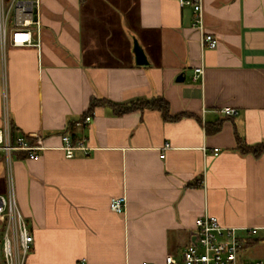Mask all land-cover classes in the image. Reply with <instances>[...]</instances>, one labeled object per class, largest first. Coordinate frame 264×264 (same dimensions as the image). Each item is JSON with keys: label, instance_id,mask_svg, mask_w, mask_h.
I'll list each match as a JSON object with an SVG mask.
<instances>
[{"label": "crops", "instance_id": "obj_1", "mask_svg": "<svg viewBox=\"0 0 264 264\" xmlns=\"http://www.w3.org/2000/svg\"><path fill=\"white\" fill-rule=\"evenodd\" d=\"M202 7L215 48L201 47L181 0H39V47L6 45L3 61L0 46V127L7 121L12 137L40 147L37 158L10 159L33 235L25 264H165L196 239L204 213L237 230L241 259L264 260V152L239 147L264 145V0ZM157 97L172 115H189L90 107ZM85 114L89 124L73 125ZM65 133L85 137L88 154L65 157ZM119 195L122 213L108 205Z\"/></svg>", "mask_w": 264, "mask_h": 264}, {"label": "built area", "instance_id": "obj_2", "mask_svg": "<svg viewBox=\"0 0 264 264\" xmlns=\"http://www.w3.org/2000/svg\"><path fill=\"white\" fill-rule=\"evenodd\" d=\"M181 1L183 5L192 9L191 26L200 33L201 47L215 48L218 39L204 28L203 0ZM38 6L39 0H0V46L3 61L6 45L39 47L40 25L36 16ZM202 74L203 67H195L193 79L200 78ZM221 112L225 115H234L236 109L226 107L221 109ZM91 120L92 115L85 114L81 119L74 121L73 125L89 124ZM59 148L67 158L73 157L77 151L86 155L91 149L85 137L73 139L69 133L61 136ZM38 149L40 147L25 135L12 137L7 121L3 128L0 127V152L5 158L7 174V190L5 193H0V264H25L26 256L33 243V235L16 204L10 159L13 151H22L30 159L37 158ZM218 152V148H213L214 155ZM125 204V196L119 195L111 197L108 205L112 211L122 213ZM194 226L196 239L183 248L179 258L166 255L165 264H264L263 259H241V245L237 230L234 227L221 225L216 216L204 213L195 219ZM251 232L254 233L255 229H251ZM142 264L148 263L142 262Z\"/></svg>", "mask_w": 264, "mask_h": 264}, {"label": "trees", "instance_id": "obj_3", "mask_svg": "<svg viewBox=\"0 0 264 264\" xmlns=\"http://www.w3.org/2000/svg\"><path fill=\"white\" fill-rule=\"evenodd\" d=\"M98 104H105L107 106H110L112 110H114V112L118 114H121L128 110H133V109H141V110L145 108L155 109L161 113V116L163 117L164 120H177L181 118L182 116L189 115V113H184V112L172 115L169 111L168 102L163 97H157L153 99H144V100L137 99V100L131 101L128 105L113 103L105 99H91L90 100L91 108ZM14 131H15V128L14 126L11 125L10 126L11 135H13ZM239 147L243 151H251L254 155H259L262 152H264L263 144L244 146L239 143Z\"/></svg>", "mask_w": 264, "mask_h": 264}, {"label": "water", "instance_id": "obj_4", "mask_svg": "<svg viewBox=\"0 0 264 264\" xmlns=\"http://www.w3.org/2000/svg\"><path fill=\"white\" fill-rule=\"evenodd\" d=\"M134 53H135V61L137 64H145L147 62L145 54L143 50L138 45L137 41L134 40ZM178 78H183L182 75H179Z\"/></svg>", "mask_w": 264, "mask_h": 264}, {"label": "rangeland", "instance_id": "obj_5", "mask_svg": "<svg viewBox=\"0 0 264 264\" xmlns=\"http://www.w3.org/2000/svg\"><path fill=\"white\" fill-rule=\"evenodd\" d=\"M0 261H1V257H0Z\"/></svg>", "mask_w": 264, "mask_h": 264}]
</instances>
